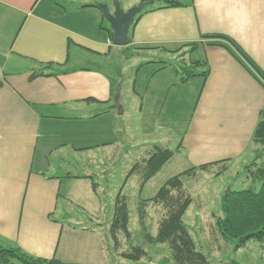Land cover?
I'll return each mask as SVG.
<instances>
[{
  "label": "crops",
  "instance_id": "1",
  "mask_svg": "<svg viewBox=\"0 0 264 264\" xmlns=\"http://www.w3.org/2000/svg\"><path fill=\"white\" fill-rule=\"evenodd\" d=\"M118 1L124 10L140 2ZM180 2L142 13L128 45L118 47L100 8L90 5L106 0H0L1 245L99 264L98 231L71 221L75 208L91 223L98 217L84 205L87 191L101 201L90 178L71 176L105 177L131 150L147 158L155 145L174 152L162 169L180 173L260 150L252 136L264 111V0ZM206 34L230 38L263 77L230 43ZM129 54L143 57L128 90L141 99L134 113L124 106L133 100L122 101L123 70L112 59ZM173 61L189 70L204 63L193 71L208 68L206 79L179 82ZM118 82L121 115L112 109Z\"/></svg>",
  "mask_w": 264,
  "mask_h": 264
},
{
  "label": "rangeland",
  "instance_id": "2",
  "mask_svg": "<svg viewBox=\"0 0 264 264\" xmlns=\"http://www.w3.org/2000/svg\"><path fill=\"white\" fill-rule=\"evenodd\" d=\"M106 4L112 8V0H106ZM105 23L107 24L106 21ZM129 55L128 59L126 56L112 57L114 63L120 65L123 70L122 101L125 100V97H130L128 90L131 88L132 68L143 61L142 56ZM158 58H164V56L161 55ZM185 61L188 62V58ZM173 64L178 69L180 77L182 70L186 68L181 62L173 61ZM148 70L150 68L145 69V74L148 73ZM130 98L131 101L133 100L131 104L126 103L124 106L127 111L135 112L141 104V99ZM192 106L193 101H190L188 113ZM127 122L128 120H125V123ZM132 122L134 123V121ZM258 147L260 150L255 153L247 151L245 155L226 164L222 169L214 167L207 170H196L193 176L183 179L184 191L189 194L192 200L183 215V223L188 229L196 249L206 256L209 264H228L230 261L241 264H264V240L261 242L248 241L244 246L236 249V241L222 239L215 227L216 219L222 217L220 204L226 189L257 188L258 184L254 181L251 172L254 166H264V154L258 158L256 164L252 163L254 157L261 152V147L259 145ZM144 158H146V154L139 152L138 149H133L125 156V160L115 162V168L112 171H107L105 177L95 176L94 181L97 183L95 194L101 203L98 206L97 201L88 191L87 194L85 193L88 200L84 203L90 212L94 209L98 211L96 215L98 217L93 219V223L85 217L81 209L75 208L76 217L74 216L75 219L73 218L71 223L84 227L93 226L98 231L103 248L99 264H173L169 249L165 244L151 243L145 238L146 233L155 236L158 223L165 214L164 209L160 205L152 203L141 205V202L152 198L167 179L182 171L181 167L170 170L166 169L168 165L165 166L144 185L141 193H139L141 172H136L129 178L122 192L125 195L129 212L130 238L127 239L122 233L119 234L120 248L115 251L109 236L108 228L115 196L122 186L128 170L135 163H142ZM140 216H142L143 226ZM133 247H141L146 253L139 261L133 262L118 256L119 251L129 252Z\"/></svg>",
  "mask_w": 264,
  "mask_h": 264
},
{
  "label": "trees",
  "instance_id": "3",
  "mask_svg": "<svg viewBox=\"0 0 264 264\" xmlns=\"http://www.w3.org/2000/svg\"><path fill=\"white\" fill-rule=\"evenodd\" d=\"M146 0H140L143 2ZM99 7V3L90 4ZM182 4L180 0H154L151 5L142 10V12L135 16L134 22L140 17V15L147 10L158 8H175L180 7ZM88 6V5H85ZM133 22V23H134ZM110 38H112V32L110 31ZM220 39L225 40L232 45L236 52L246 60L250 66H252L259 74L258 68L252 63V61L246 56V54L228 37L220 34H206L202 36V39ZM195 47L196 44H191ZM230 53L241 63L242 60L229 48ZM50 64H47L48 67ZM195 66L192 70H182V74L179 77V82L183 83L195 75L201 76L203 80L206 79L208 74V68L200 73H195L196 66L205 65L202 62H194L191 64ZM38 75H43L39 73ZM45 75H53L45 74ZM36 74H32L30 78L35 77ZM263 77V76H262ZM264 86V84H263ZM252 143L261 147L259 152L253 159L252 163L256 164L259 157L264 154V111L260 114V119L255 128L252 136ZM174 152L172 150L155 145L151 147L148 153V157L143 159L142 163H135L128 174L122 186L119 188L113 206V212L111 221L109 224V236L113 244V248H120L118 241V235L123 234L127 239L130 238L129 232V212L126 203L125 195L123 194V187L129 177L136 173L141 172V182L139 184V193L142 192L144 185L155 176L162 167L170 161ZM227 160L220 162H214L211 164H205L198 166L197 168H190L173 177L167 179L157 190L156 194L148 199L143 200L141 205L152 203L154 205H160L165 214L158 223L155 236L145 234V238L151 243L165 244L170 252V257L173 264H209L206 256L196 246L188 232V229L183 223V215L187 211L192 200L189 194L184 191L183 179L191 177L195 174L196 170H206L207 167L225 163ZM225 165L220 166V169ZM252 177L258 184L257 188H246L240 190L226 189L221 197L220 210L222 213L221 218H217L215 227L222 239H231L236 241L235 248L238 249L244 246L248 241L261 242L264 240V166H254ZM72 178H90L92 180V190L96 192L97 183L93 181L91 176H82ZM142 216H140V219ZM143 226V220L141 219ZM117 253V252H116ZM118 256L122 259L137 262L146 254L141 247H133L131 251H119ZM0 264H76V263H64L58 259H42L30 256L24 253L14 246H3L0 244ZM228 264H241L236 261H230Z\"/></svg>",
  "mask_w": 264,
  "mask_h": 264
},
{
  "label": "water",
  "instance_id": "4",
  "mask_svg": "<svg viewBox=\"0 0 264 264\" xmlns=\"http://www.w3.org/2000/svg\"><path fill=\"white\" fill-rule=\"evenodd\" d=\"M154 0L139 2L137 5L124 10L118 0H112V10L107 4H100L103 19L109 25L112 32V44L118 47L127 46L129 43L128 32L134 22L136 15L140 14L143 9L153 3ZM121 83L118 82L115 88L112 109L116 110L118 115L122 114V107L119 102Z\"/></svg>",
  "mask_w": 264,
  "mask_h": 264
},
{
  "label": "built area",
  "instance_id": "5",
  "mask_svg": "<svg viewBox=\"0 0 264 264\" xmlns=\"http://www.w3.org/2000/svg\"><path fill=\"white\" fill-rule=\"evenodd\" d=\"M261 82H262V84H264V81L263 80H261Z\"/></svg>",
  "mask_w": 264,
  "mask_h": 264
}]
</instances>
